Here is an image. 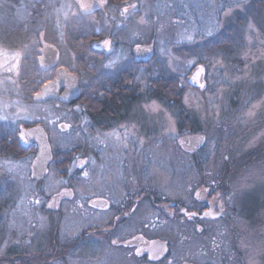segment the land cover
I'll use <instances>...</instances> for the list:
<instances>
[{"label":"rangeland","instance_id":"obj_1","mask_svg":"<svg viewBox=\"0 0 264 264\" xmlns=\"http://www.w3.org/2000/svg\"><path fill=\"white\" fill-rule=\"evenodd\" d=\"M42 1L55 7H48L43 16L39 11L36 16L38 24L35 26L32 7L34 4L30 0H20L15 5L11 3L12 0H0V50L13 55L17 52L23 54L36 40V30L39 29L45 33L49 43L59 45L64 62L72 63L73 56L66 49L61 33L76 16L73 15L76 11L74 3L71 0ZM222 2L223 0H160L156 8L160 23L164 25L163 30L151 35L149 30L152 24L143 25L144 33L138 38L145 45H153L160 68L159 75L165 73L180 78L184 89L181 106L195 119L196 126L199 127L195 134L204 135L207 142L197 153H186L175 140L162 134V126L166 123L163 112L149 113L145 108L142 110L139 107L136 116L138 133L143 134L148 142H154L148 149V155H152V158L143 159L135 167L158 179L161 198L167 192L171 194L167 198L174 200L185 197L188 206H192V202L186 199L189 183L195 185L213 179L224 197L223 218L202 225L205 226L202 233L197 232L192 224L187 246L183 250L177 247L172 255L174 264H248L249 260L254 261V264H264V173L261 172V165L264 164V0H245L242 9L236 10L230 18L223 20L225 29H236L235 44L230 54L222 51L210 53L204 48V44L180 42V35L186 29L198 30L205 25H211L216 12L210 5L218 7ZM61 4H68L70 7L58 14L57 9ZM64 12H67V18ZM177 20L181 22L175 23ZM249 24L253 26L252 31H249ZM19 26L23 27L27 37L22 45L12 47L5 33L8 29ZM52 28L57 31L56 34L50 32ZM44 29H48L47 32ZM126 43L125 52L128 54L130 49L127 46L131 45L129 37ZM192 47L196 50L191 53L181 52L184 48ZM162 48L165 51L162 52ZM204 57L220 59L222 65L213 66ZM191 59H196L198 64L205 66L206 87L203 91L187 85V78L197 68L188 66L187 61ZM21 64L22 76L23 60ZM146 77L144 68L143 79L147 83ZM3 80L0 75V115L6 111L10 119L0 122L13 126L19 123L12 119L17 111L16 102L19 101V105L28 109L30 115L39 117L38 120L23 122H43L52 133L55 153L62 156L70 151L77 139V133L75 130L69 133L60 131L59 125L70 123L73 113L57 111L54 106L30 104L26 100L20 80L16 84H5ZM143 88L146 91L148 84L146 87L143 84ZM5 105L8 107L5 108ZM158 105L172 115L178 132L186 133L187 136L193 135L187 128L181 130L178 126L180 106L172 104L173 107H169L162 103ZM252 105L257 107L253 109ZM249 111H254L255 114L249 117ZM53 120L57 121L55 125L51 123ZM154 134L156 137L152 138ZM82 155L86 156L80 154ZM19 156H7L12 157L11 159L0 157V189L10 194L13 199V208L9 206L5 216L11 215L15 220V227H11L13 220L11 225L0 223V264H44L45 261L48 264H87L72 250L75 236H69L68 233L76 232L80 219L87 221V217H77V212L88 209V200L81 201L84 203L83 208L73 201H68L64 207L61 225L64 245L60 258L52 259L56 256L50 255V251L43 254L41 247L47 243L48 229L45 221L37 220V216L30 219L29 211L35 208L31 203L34 199L40 198L42 203L45 202L48 197L46 192L52 190L56 173L52 167L47 180L37 183L31 177V165L35 155L22 158ZM9 160L21 162L23 167L16 169L15 174L9 173L5 163ZM227 162L232 172L224 178ZM209 172L212 173L211 176L207 175ZM225 183L226 188L222 187ZM85 195L88 196L89 193ZM258 204L262 207L256 217L259 220L245 219L243 214L251 210L248 206L254 208ZM13 211L15 217L12 216ZM103 218L107 217L104 215ZM213 240L217 245L215 249L212 247ZM29 241L31 243L26 245ZM105 259L108 263L114 260L111 257L101 260Z\"/></svg>","mask_w":264,"mask_h":264},{"label":"flooded vegetation","instance_id":"obj_2","mask_svg":"<svg viewBox=\"0 0 264 264\" xmlns=\"http://www.w3.org/2000/svg\"><path fill=\"white\" fill-rule=\"evenodd\" d=\"M57 1L61 2L63 0ZM71 1L74 3V8L76 10L75 13H77V15L73 18V21L63 29L62 36L64 39L62 41H65L66 49H69L68 51L72 54L73 62H64L62 59L63 53L59 48V45L55 43L56 48L59 50V62L57 67L54 69L51 68L47 72H41L44 77L50 73L53 74L52 79H54L55 72L59 71L61 68H67L68 73L75 75L78 78L81 91L80 96L69 104L63 103L59 99L49 100L45 103L39 104L44 106H54V109L57 111L72 112V117H70L69 120L70 123H65L71 125V127L63 130L60 129V131L69 133L72 132V130H75L77 133V139L74 141V145L70 151L59 156L55 153L53 148L55 143L52 138V133L45 127L43 122L38 121L39 123L32 126L24 125L25 128H31L34 126L44 127L49 136L53 151V159L48 166L46 176L40 180L34 179L32 177L31 169V177L34 181L41 184V182L47 180L53 167V170L56 173L55 181H58V179H71L72 186L81 187V185L77 183V179L70 178L67 170L74 157L79 156L82 159L90 157L91 160L95 161V167L91 164L88 165L92 170L93 183L91 185H83L85 194H90L89 190H91L96 193V195L91 197L92 199L111 197L112 207L109 214L106 216V219L103 218L104 215L100 208H91L89 201L87 210H77V217H87V221L84 222L80 219L77 223L76 231L82 228L85 230L80 231L79 235L75 236L72 250L76 251L80 259L85 253H87L91 259V264H95L97 257H100L101 259L105 258V253L101 245L106 246L109 239V233H118L121 237L120 242L118 245L112 246L106 257L114 258V260L112 263H108L107 261L106 264H131L132 262L165 264L167 260H163V258L156 261L149 260L147 258V252H145L144 255L136 256L135 247H126V241L131 240L134 246L141 249H148L151 247L152 241H161L167 244L168 252L165 253V255L170 253L171 255H168V259H171L172 255L177 250V247H179L180 250H183L187 246L192 224L204 229L205 226L202 225L217 220H206L203 222L196 220L190 222L183 218L182 213L176 212L172 217H165L161 214L160 220L156 221L154 226H145V224L148 223L146 218L150 212L157 211L165 204H171L175 209H181L186 206L190 208L193 207V205L188 206L185 202V197L171 200L165 198L164 195L161 198L158 179L151 173L144 171L141 172L135 167L143 161V159L149 160L152 158V155H148V149L154 141L148 142L143 134L140 135L138 133L137 126L139 125L136 121V116L138 115L139 107L143 110L145 104H149L152 101H155L157 104L161 103L157 91L160 80V68L157 55L154 49L153 57L148 61L139 62L135 58L133 64L130 65L129 61L125 60L118 66L117 70H110L104 67L108 62L109 54L103 47H94V45L102 42L104 39L111 38L113 39L115 54L120 55L122 50L125 52V45L127 44L128 37L130 39L133 32H139V36H142L144 33L145 29L143 25H138L137 21L145 13H147L152 20H155L158 16L156 5L160 0H108L109 4L113 7H122L125 2L129 4L137 3L138 6L143 5L140 12L126 22L128 25L126 31L120 30L116 26L117 22L120 20L118 14H116V21L107 20L104 12L99 9L95 10L91 16L81 17L79 10L75 7L76 0ZM24 2H27V0H24ZM40 4V15L43 16V13L46 14L48 7H46L47 4L42 0L40 1ZM108 15H112V13L109 12ZM47 30L48 29H44L45 32H47ZM158 30L157 25L152 24V28L149 32L151 35H156ZM50 32L56 34L57 31L52 28L50 29ZM80 45L83 46L82 48L83 50L85 49V51L80 52L79 49V53L76 54L71 47L76 49ZM86 48L88 50H86ZM127 48L130 49L127 55L129 56V59H131L134 55V45H129ZM84 53L86 54L85 56H83ZM80 62H88L87 70H83L82 67L79 66ZM144 68L146 69V80L148 84L146 91L143 88V84L137 82L135 79L136 76L140 75V72L136 71V69L144 70ZM195 71L196 69L193 70L192 73ZM64 91L65 89L62 88L59 92V96H61ZM77 107H79L80 111H76ZM85 121L88 122L87 125H85ZM7 125L14 128L13 125ZM122 125H135L134 129L129 127L130 133H136V135L131 137V140L135 141L137 138L145 139L143 150H140L139 148L133 150L132 144L130 143L129 149L125 151L114 147L115 141L111 139L105 141L107 146H105V144H99L97 140L92 139V137L113 130H119L121 134H123V128H121ZM155 137V134L152 135V138ZM0 144L7 149L12 148V150H14L13 152L17 151L18 155H20L19 158L34 154L35 159L37 154V145L35 143L31 145L29 150H25L17 140L19 146L17 150L15 146V138L11 133L6 134ZM201 147H199V149ZM181 149L185 150L184 148ZM185 152L189 154L192 153L186 150ZM80 154H85L86 156L83 157V155L80 156ZM2 158L11 159L12 157L5 156ZM104 159L105 165H103ZM80 171L81 170L79 169L75 170L72 176H79ZM119 172H123L125 177L124 182L117 181V174ZM133 177H135L134 185L129 183ZM133 189L139 192L138 196L123 195V193L131 192ZM53 195H55V192H53ZM12 200L10 194L0 189V223L2 224L11 225L12 223L13 218L11 215L8 217L5 216L6 211L9 209L8 207L11 206L13 208ZM116 200H119L120 203H116ZM68 201L72 200L65 198L60 201V206L58 208H48L47 204L50 200L49 197H47L44 203L35 205V208H32L29 211L30 219H32L33 216H37V220H41V217H43L48 230L47 243L43 245L41 249L43 254L50 251V255L56 256L55 258L52 257V259L56 260H58L63 253L64 243L62 239L61 225L64 217V207ZM80 203L82 202L80 201ZM196 206L205 208L206 203L199 202ZM132 208H136L135 213L132 212ZM117 216L120 217L119 221L115 219ZM222 218L223 216L218 220H221ZM153 220H155V218H153ZM84 223L86 225H84ZM89 223L96 226L87 227ZM152 231H155L154 234H151ZM134 236H142L143 239L135 240L133 239ZM111 238L115 239L116 236H112ZM26 245H28V242ZM10 253L11 251L8 248V254ZM178 264L187 263L183 262Z\"/></svg>","mask_w":264,"mask_h":264},{"label":"snow or ice","instance_id":"obj_3","mask_svg":"<svg viewBox=\"0 0 264 264\" xmlns=\"http://www.w3.org/2000/svg\"><path fill=\"white\" fill-rule=\"evenodd\" d=\"M245 0H223L221 4L217 7L216 5L212 4L210 7L213 8V10L216 12V17L214 22L211 25H205L200 29H192L188 30L186 29L183 33L180 35V42L181 43H190V44H204L208 45L214 42H218L221 39L225 38V32L226 29L223 25V20L230 18L233 13L238 10L242 9L244 5ZM33 9L35 10V5H32ZM46 7H55L54 5H46ZM70 5L68 4H61L60 7L57 9V13L63 12L65 9L69 8ZM75 7L79 10V14L81 17L83 16H91L93 12L97 9L104 12L107 20L109 21H116L117 15H119L120 20L117 22V28L120 30H127L128 25L127 21L136 15L138 12H140L141 7L143 5L138 6L137 3H127L122 7H113L109 4L108 0H76ZM159 7V6H157ZM111 12L112 15H108V13ZM222 13V16L220 15ZM67 12H64L65 18H67ZM73 15H77V13H73ZM79 18V17H78ZM181 21L177 20L175 23L179 24ZM138 25H148V24H156L159 30H163L164 25L160 23L159 16L156 17L155 20H152V18L147 14H143L141 18L137 21ZM249 31L253 30V26L249 24L248 26ZM61 35H63L61 33ZM139 32H133L132 36L130 37L131 45H134L133 51L134 55L129 59V56L127 53H125L123 50L121 51L120 55H116L114 52L113 47V39L108 38L104 39L102 42L94 45V47H103L106 52L109 54L108 62L104 65L105 68L110 70H117L118 66L125 60L129 61V64L132 65L133 61H135V58L137 56H142L147 53H151L153 51L151 46H146L144 43L139 41ZM36 40H34L33 44L31 45L30 49L23 54L17 52L16 54H12L5 50H0V75L3 76L4 80L3 82L5 84H16L18 80L24 79L23 76H21V70H22V64L21 61H31L37 72L44 71L47 72L49 68H56L57 67V60L59 59V50L56 48L55 43H49L47 41V38L45 36V33L41 30H36ZM250 39V38H249ZM161 51H165L163 48ZM208 51H211V49H208ZM174 59V57H173ZM204 59H208L209 63L213 66L215 65H222V60L216 59V58H208L204 57ZM187 64L189 67L197 66L196 73L191 77V80L194 83L199 84L200 89H205L206 85L205 83H202L200 81L201 75L205 72V66L204 64L200 63L198 64L196 59H191L187 61ZM134 67V65H133ZM136 71L140 72L139 76H136L135 79L137 82L144 84V86H147L146 81L143 79L144 76V70L143 69H136ZM53 74H49L46 77L42 78L39 81V84L42 85V90H36L34 91V104H39L45 97L50 96L51 94L55 93L59 88L62 86H66L69 89L74 87V81L67 79V76L70 75L68 73L67 68H61L59 71L55 72V79H52ZM66 82V84H65ZM33 83H37L36 81H33ZM220 91H223L222 89ZM67 97H62L61 101L66 99ZM187 103V100L185 101ZM17 111L15 112V116L12 117L14 121H19V123H16V127L11 133V135L16 138L18 141H22L24 144H28L30 138L36 137L37 139H42V137H39L37 133L39 132V129H26L24 127L23 121L27 120H38L39 117H35L33 115H30L28 112V109H26L23 106L19 105V101L16 102ZM8 105H5V108H7ZM145 109L149 113H161L163 112L164 119L166 123L162 126L163 127V135L168 136L169 139L175 140L181 148H184L185 145H187V150H195V147H199L201 144L206 143V139L204 136L199 137H189L186 133H180L178 132L176 128V121L173 119L172 115L168 113L166 109L161 108L160 105H158L155 101H152L149 104H145ZM257 105H252V108L255 109ZM76 111H80L79 107H77ZM255 113L254 111H249L247 113V116L251 117ZM10 119L9 115L5 111V114L0 115V121H8ZM53 125L57 123L56 120L51 121ZM85 125H87V121L84 122ZM60 129H66L70 128L71 125L69 124H63L61 123L59 125ZM129 127L135 128V125H122L121 128H123V134L119 130H113L111 132L103 133L100 135H97L95 137H92V139L97 140L99 144H105V141L108 139H111L115 141L114 147L117 149H123L128 150L129 144H132L133 150L139 148L140 150H143V146L145 141L143 139L137 138L135 141L131 140V137L136 135L135 132H129ZM105 146H107L105 144ZM41 156L38 158L40 159V166L43 167L44 164L51 158L50 154L48 152L47 146L44 145L40 149ZM8 172L9 173H16V169L23 167V164L21 162H14V161H6ZM92 165L95 167V161L91 160V158L82 159L81 157L77 156L73 158L72 163L70 164L69 169L67 170L68 175L70 178L77 179V183L81 185V187H74L71 184V179L69 180H58L55 181L52 185V190L47 191L46 194L49 197L50 202L47 204L48 208H58L60 206V201L64 200L65 198L72 200L74 203H78L80 208L84 207V203H80V201L88 200L90 202V206L93 209L100 208L102 210L103 215L107 216L109 214V211L112 207V198H103V199H92L91 197L96 195L95 192L89 190L90 194L88 196L85 195V189L83 185L88 184L91 185L93 183V176H92V170L88 167V165ZM81 170L79 176L73 177L72 174L75 172V170ZM261 172L264 173V164L261 165ZM33 175H35V172H33ZM207 175L211 176L212 173L209 172ZM117 181L118 182H124L125 177L123 172H119L117 174ZM130 184H135V177L132 178V180L129 182ZM127 186V185H126ZM53 192H55V195H53ZM186 199L190 200L192 202L193 207H183L181 209H175L173 205L171 204H165L162 207H160L157 211L150 212L148 217L146 218L148 223L145 224V226H154L156 221L160 220L161 214L165 217H172L176 212H180L183 215V218L187 221H196L199 220L201 222L206 220H218L220 219L225 211L224 208V197L223 195L218 191V185L216 184V181L213 180H205L202 182H198L195 185L189 183V185L186 188ZM125 196H138L139 192H137L135 189H133L131 192H125L123 193ZM165 198H167L170 193L165 192L164 193ZM210 198V199H209ZM231 199V197H229ZM116 203H120L119 200L115 201ZM199 202H205L206 207L200 208L196 205ZM34 205H40L42 203V200L40 198H36L33 201H31ZM21 204H23V201H21ZM132 212H136V208H132ZM29 213H25V215H28ZM12 216L15 217V211H13ZM155 218V220H153ZM117 221L120 220V217H115ZM41 220H43V217H41ZM43 226V225H42ZM96 225H93L89 223L87 227H95ZM11 227H15V220H13V224ZM195 230L197 232H203L204 229L202 227H197L195 224L193 225ZM85 229H80L74 233H68L69 236H78L80 231ZM112 236H116L115 239L111 238ZM120 235L118 233H109V239L107 241L106 246L101 245V247L104 250L105 257L109 254L112 246H116L120 242ZM135 240H142L143 237H133ZM28 243H31L29 241ZM125 246H132L135 247V255L141 256L144 255L145 252L148 253L147 258L149 260H167V264H174L173 259H168V255H171L170 253L168 255H165V253L168 252V246L164 243H157L156 241L151 242V247L148 249H141L139 247H136L132 244L131 240H127L125 243ZM215 240L212 241V247L215 249L216 247ZM203 255V250L201 252ZM83 261L87 262V264H91V259L88 256L87 253L84 254V256L81 258ZM44 264H48V261H45ZM95 264H106V259L101 260L100 257L96 258ZM248 264H254V261L249 260Z\"/></svg>","mask_w":264,"mask_h":264},{"label":"trees","instance_id":"obj_4","mask_svg":"<svg viewBox=\"0 0 264 264\" xmlns=\"http://www.w3.org/2000/svg\"><path fill=\"white\" fill-rule=\"evenodd\" d=\"M27 2H29V0H27ZM31 4L35 5V10H34V18H33V23L38 24L36 16H38V12L40 11V1H36V0H30ZM13 5L15 4H19L20 0H12L11 2ZM30 5V4H28ZM235 27H230L228 29H226L225 32V38L221 39L218 42H214L208 45H204V48L208 51V49H211V51H209L210 53L213 52H217V51H222L226 54H230L233 50V46L235 44ZM24 29L22 26L16 27L15 29H8L6 31V37L7 40L10 44V46L12 47H17L19 45H22L25 41V34H24ZM6 40V41H7ZM83 46L80 45L79 47H77L76 49L71 47L73 49V51L77 54L79 53V49L80 52H84L85 49L83 50L82 48ZM86 50H88L86 48ZM194 50H196L195 47L192 48H184L182 49V53L187 54V53H191ZM86 54L84 53L83 56H85ZM87 64L88 62H80V65L82 67L83 70H87ZM22 76L24 77V79H20L21 82V86L26 94V100L30 103V104H34L33 102V96H34V91L33 89L35 88L36 90H41L42 85L39 84V81L44 78V75L42 74V72H37V70L35 69V67L33 66V64L31 63V61H24V66H23V71H22ZM33 81H36L37 83H33ZM158 95L160 98V102L162 104H165L169 107H173L172 104L178 105L180 106V112H179V117H180V121H179V128L181 130H185V128H187L188 130H190L193 135H196L195 133L199 131V127L196 126V122L195 119L189 115L186 110H183L184 108L181 106L182 103V97H183V92L184 89L182 87V83L180 81V78L178 76H171V75H167L165 73L160 75V80H159V84H158ZM39 123L38 121H32V122H23L24 125L26 126H32ZM16 125H14V128H11L10 126H8L6 123H2L0 122V142L2 141V139L4 138V136L6 134L12 133L13 130L15 129ZM15 146L16 149L18 150L19 146L17 144V139L15 138ZM14 150L11 149H7L5 146L0 144V157L2 156H17L18 157V152H13ZM35 151V150H33ZM196 152H192V153H197ZM34 153V152H33ZM230 172H232L230 165L228 164V162L226 163V166L224 167V178H227L228 175H230ZM226 181V180H225ZM222 187H227V184L225 183V185H223ZM247 204V203H246ZM247 208V207H246ZM245 208V209H246ZM251 208L250 211H248V213L246 212V214H243L245 219L247 220H252L255 218V220H259L256 219L258 213L261 210V205H256L254 208H252L250 205L248 206V209Z\"/></svg>","mask_w":264,"mask_h":264},{"label":"water","instance_id":"obj_5","mask_svg":"<svg viewBox=\"0 0 264 264\" xmlns=\"http://www.w3.org/2000/svg\"><path fill=\"white\" fill-rule=\"evenodd\" d=\"M146 46H151L153 51L151 53H147V54H144L142 56H137L136 57V60L139 61V62H145V61H148L150 60L152 57H153V54H154V48L152 45H146ZM59 62V59L57 60V64ZM51 68H49L48 70H50ZM44 72V71H43ZM196 71L193 72L186 80L187 82V85L190 86V87H193V88H198L200 89L199 87V84L197 83H194L192 80H191V77L193 75H195ZM205 73H206V70L205 72L201 75L200 77V81L202 83H205L206 85V82L205 80L203 79L205 77ZM56 78V77H55ZM54 78V79H55ZM67 79H70V80H73L74 81V87H72L71 89H69L68 87L66 86H62L61 88H59L55 93L51 94L50 96L48 97H45L40 103H45L49 100H60L61 101V98L62 97H67L66 99H64L63 103H66V104H69L71 102H73L74 100H76L79 96H80V87H79V81H78V78L77 76L75 75H68L67 76ZM66 84V82H65ZM64 88L65 91L64 93L59 96V92L60 90ZM42 90V89H41ZM201 91H203L204 89H200ZM33 102H34V96H33ZM26 129H39V132L37 133V135L39 137H42V139H37L36 137H32L30 138L29 140V143L28 144H24L22 141H19L20 142V145L25 149V150H29L31 148V145L33 143H35L37 145V154H36V157L32 163V177L34 179H43L46 174H47V170H48V166L49 164L52 162V159H53V151H52V146L50 144V141H49V136L46 132V130L44 129V127L42 126H34V127H31V128H26ZM199 136H204V135H191L189 137H192V138H195V137H199ZM205 137V136H204ZM46 145L47 146V149H48V152L50 154V159L44 164L43 167L40 166L41 162H40V159H38L40 156H41V152H40V149L42 146ZM203 146V144H201L199 147ZM187 145H185L184 149L187 150ZM199 147H195V150H187V151H190V152H196ZM33 172H35V175H33ZM157 243H163L161 241H156ZM165 244V243H164Z\"/></svg>","mask_w":264,"mask_h":264}]
</instances>
